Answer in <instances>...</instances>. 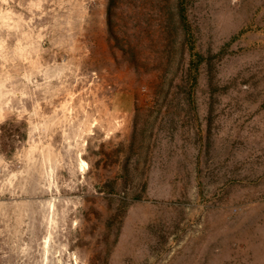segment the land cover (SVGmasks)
<instances>
[{
    "label": "rangeland",
    "instance_id": "1",
    "mask_svg": "<svg viewBox=\"0 0 264 264\" xmlns=\"http://www.w3.org/2000/svg\"><path fill=\"white\" fill-rule=\"evenodd\" d=\"M0 264H264V0H0Z\"/></svg>",
    "mask_w": 264,
    "mask_h": 264
},
{
    "label": "bare ground",
    "instance_id": "2",
    "mask_svg": "<svg viewBox=\"0 0 264 264\" xmlns=\"http://www.w3.org/2000/svg\"><path fill=\"white\" fill-rule=\"evenodd\" d=\"M85 164H86V163L82 160V161H81V167L84 168ZM46 244H47V243H46ZM47 250H48V249H47Z\"/></svg>",
    "mask_w": 264,
    "mask_h": 264
}]
</instances>
